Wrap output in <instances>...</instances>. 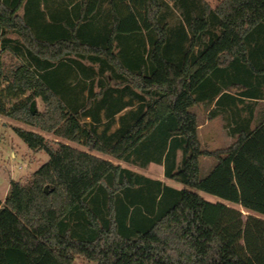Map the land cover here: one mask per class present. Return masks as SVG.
Here are the masks:
<instances>
[{"label":"trees","instance_id":"1","mask_svg":"<svg viewBox=\"0 0 264 264\" xmlns=\"http://www.w3.org/2000/svg\"><path fill=\"white\" fill-rule=\"evenodd\" d=\"M0 114L187 186L13 126L48 159L9 182L0 264H264V0H0Z\"/></svg>","mask_w":264,"mask_h":264},{"label":"rangeland","instance_id":"2","mask_svg":"<svg viewBox=\"0 0 264 264\" xmlns=\"http://www.w3.org/2000/svg\"><path fill=\"white\" fill-rule=\"evenodd\" d=\"M205 1L210 6L214 7L220 0H205ZM169 2H171V0H169ZM3 60L5 64V70L7 73L10 70H12L15 65L19 63V60L14 55H12V53L8 51L3 53ZM5 106L9 107V104L6 103ZM32 108L35 111H41L43 109V102L41 101L40 98H36L34 100L32 104ZM193 110L197 114L198 123H199L198 133L203 148L208 150L223 148L228 146L232 142L233 139L227 134L226 129L224 128L223 125L224 120L222 116L219 115L214 118H209L208 107L203 104L196 105L193 108ZM13 126H20L24 129L33 130L35 132L42 134L45 137L48 144L51 145L52 147H57L58 142H65L79 149L90 151L93 154H96L103 158L111 159L115 163H119L122 166L128 167L144 175L153 178L159 177L163 179L165 183H168L174 187L177 188L187 187L180 182L164 178V176L162 175L163 168L159 164L150 163L146 167H139L133 164H129L114 159L112 157H108L107 155H104L97 151L90 150L88 147L82 144L75 143L72 141H67L65 139L56 137L52 133L42 131L37 127L28 125L18 120H14L3 114H0V185L3 182L7 181L9 175H11L13 178H18L20 174H23L21 177H19V181L22 182L26 181L30 175L29 173L30 170L35 169L36 166L41 165L48 159V155L42 150L30 151L28 149V146L25 144V142H23V140L15 134V132L12 129ZM213 162L214 159L212 157H207V156L201 157L200 159L201 175H205L207 173L208 169L206 168L209 167V165H211V163ZM197 192L206 200L212 202L223 201L231 206H234L242 210L244 214L251 213L243 209L240 205L223 200L220 197L215 196L213 194L201 190H197ZM253 214L261 218H264V215L262 214H256V213ZM73 264H93V262L87 261L81 257H76Z\"/></svg>","mask_w":264,"mask_h":264},{"label":"crops","instance_id":"3","mask_svg":"<svg viewBox=\"0 0 264 264\" xmlns=\"http://www.w3.org/2000/svg\"><path fill=\"white\" fill-rule=\"evenodd\" d=\"M212 106V105H211ZM209 109V108H208ZM30 151H32L30 148H28ZM201 159V158H200ZM214 164L211 163V165H209V167H207L206 169L210 168L212 165ZM40 165L36 166L35 169H37ZM201 166V165H200ZM19 169H22V168H19ZM35 169L33 170H30L29 173L33 172ZM26 174V173H25ZM23 174H20L18 176V178H13L11 175H9V177L7 178V181L3 182L1 185H0V204L3 203L4 199L6 198L8 192H9V181L10 179H14V180H19V177H21ZM162 175H163V170H162ZM157 179H160L163 181V179L159 178V177H156ZM165 178V177H164Z\"/></svg>","mask_w":264,"mask_h":264}]
</instances>
